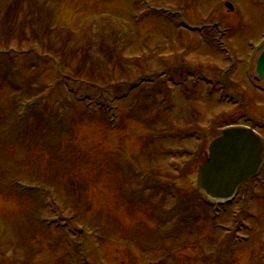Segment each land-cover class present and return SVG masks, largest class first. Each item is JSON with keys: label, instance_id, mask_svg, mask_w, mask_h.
<instances>
[{"label": "rangeland", "instance_id": "1", "mask_svg": "<svg viewBox=\"0 0 264 264\" xmlns=\"http://www.w3.org/2000/svg\"><path fill=\"white\" fill-rule=\"evenodd\" d=\"M263 45L264 0H0V264H264V172L262 186L211 209L195 183L211 141L191 137L246 121L264 130ZM145 79L117 99L116 128L104 105L85 107ZM164 81L170 107L155 102ZM173 157L192 163L188 178L177 181ZM122 160L141 170L128 185ZM55 219L72 232L47 227Z\"/></svg>", "mask_w": 264, "mask_h": 264}, {"label": "water", "instance_id": "2", "mask_svg": "<svg viewBox=\"0 0 264 264\" xmlns=\"http://www.w3.org/2000/svg\"><path fill=\"white\" fill-rule=\"evenodd\" d=\"M264 83V52L257 61ZM264 164V143L251 130L229 129L210 146L208 162L198 173V192L215 204L231 202L238 189L252 180Z\"/></svg>", "mask_w": 264, "mask_h": 264}, {"label": "trees", "instance_id": "3", "mask_svg": "<svg viewBox=\"0 0 264 264\" xmlns=\"http://www.w3.org/2000/svg\"><path fill=\"white\" fill-rule=\"evenodd\" d=\"M4 1V0H3ZM15 8L14 7H10V9L8 10V12H7V16H12V17H14V15H15V10H14ZM6 12V11H5ZM5 12H4V14H5ZM5 18V17H4ZM47 18V17H46ZM41 33H42V35H44L45 34V30H41L40 31ZM66 48V43H64V45L62 46V49H65ZM74 54H75V52H74ZM2 75V74H1ZM3 76V75H2ZM3 82L4 83H7L5 80H3ZM9 84L11 85V83L9 82ZM9 84H7V86H9L10 88H9V91L11 92V98H12V96L14 95V94H17L16 92L18 91V89L17 88H13L12 87V85L10 86ZM4 85H6V84H3V86ZM26 93V92H25ZM34 93H35V91H34ZM34 93H33V95H32V98L34 97ZM31 98V99H32ZM30 99V100H31ZM30 100H28V101H30ZM104 111H106V109H103ZM107 116H108V114H107ZM107 118V120L108 121H110V118L109 117H106ZM36 121H39L40 120V118L38 117V118H34ZM109 124H110V122H109ZM51 135L52 134H50L49 136H50V141L52 142L53 141V136L51 137ZM153 142V141H152ZM152 142H151V144H152ZM153 145V144H152ZM147 157H148V160H149V164H150V166H152L153 165V163H152V160H154V158H155V155L154 156H149V155H147ZM180 161V160H179ZM178 161V162H179ZM178 162H176L177 164H178V166L181 168V170L178 168L177 170H179L180 172H181V174H185L184 172H186V169H185V171H184V168L181 166V164L180 163H178ZM187 163H189V164H192L190 161H188L187 160ZM122 170V169H121ZM64 175H61V177H63ZM173 176H174V174H173ZM154 180V179H153ZM73 196V193L71 194V197ZM134 199L136 200V201H140V199H141V197L140 196H134ZM74 200V199H73ZM75 201V203H76V205L77 206H82V200H80V201H77V200H74ZM180 207H181V204H180Z\"/></svg>", "mask_w": 264, "mask_h": 264}]
</instances>
